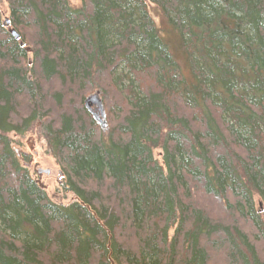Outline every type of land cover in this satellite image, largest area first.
<instances>
[{"label":"trees","instance_id":"obj_1","mask_svg":"<svg viewBox=\"0 0 264 264\" xmlns=\"http://www.w3.org/2000/svg\"><path fill=\"white\" fill-rule=\"evenodd\" d=\"M0 2V264H264V0Z\"/></svg>","mask_w":264,"mask_h":264},{"label":"rangeland","instance_id":"obj_2","mask_svg":"<svg viewBox=\"0 0 264 264\" xmlns=\"http://www.w3.org/2000/svg\"><path fill=\"white\" fill-rule=\"evenodd\" d=\"M68 3L71 8H76L78 7L80 0H68ZM0 12H1L0 13L1 16H3L1 17L2 20H5L8 17V14H7V7L3 2H0ZM26 52H29V49ZM92 108H95V106H91V109ZM96 111H95L96 113H99L98 109H96ZM96 113H93V114H96ZM93 114H90L91 117ZM37 126H39V124ZM29 139H33V142L30 143ZM16 141L19 142V145L18 146L16 145L14 147L16 149L21 150L24 153L29 154L32 158V165H34L36 169H41L43 171H46V170L49 171V175H41L40 177H37L34 173L35 171L34 167L32 168V170H29L30 175L36 181H38V183L42 186L43 190L45 191L46 195L57 194L58 195L57 200L56 201L54 200L55 204L69 205L70 204L69 201L72 200L71 198L73 195L68 193V195L64 196L56 191L57 190L56 187L58 185L57 182L61 179L59 176V173L61 172L58 166L55 164V161L44 152L45 147L43 146V144L40 143L39 141H37L36 143L35 137L33 136H25L23 139H16ZM30 147H31V151H29Z\"/></svg>","mask_w":264,"mask_h":264},{"label":"water","instance_id":"obj_3","mask_svg":"<svg viewBox=\"0 0 264 264\" xmlns=\"http://www.w3.org/2000/svg\"><path fill=\"white\" fill-rule=\"evenodd\" d=\"M6 25H8V22L6 23ZM26 51H28V49H26ZM91 106H96V107H97V109H98V111H99V114H100L102 120H97V115H96V114H93V119H96V121L98 122L100 128L103 129V128L105 127V122H104V114H103V110H102V105H101V102H100V99H99V93H97V94H95V95H93V96H90L89 98H87V99L84 101V107H85V109H86L87 111H91V110H90V109H91ZM29 142L32 143V142H33V139H29ZM12 150H13V152H14L17 156L19 155V150L15 149V148H12ZM29 150L31 151V147L29 148ZM28 167H29V166H28ZM35 172H36V174H37L39 177H40L42 174H45V175L49 174V171H48V170H46V171H43V170H36ZM40 188L43 189L41 186H40ZM47 197H48V199H49V201H50L51 203L53 202V204H55V203H54V200H55V201L57 200L58 195H57V194H50V195H47ZM71 199H72V200L69 201L70 204H72V203H74V202L80 204L82 207H84V208H85V209H86V210H87V211L93 216V218L95 219V221L97 222V224H98L102 229H104V231L106 232V235H107V241H108V243H107V245H106V250L108 251L107 262H108V264H115V263L113 262V260L111 259V251H110V240H111V236H110L109 232L104 228V226L102 225V223L97 219L96 214H95L94 212H92L88 206H85L84 204L80 203L79 200H78L76 197H74V196H72ZM70 204H69V205H70ZM55 205H57V204H55ZM57 206H64V207H66V206H68V205H67V204H66V205H65V204H58Z\"/></svg>","mask_w":264,"mask_h":264},{"label":"flooded vegetation","instance_id":"obj_4","mask_svg":"<svg viewBox=\"0 0 264 264\" xmlns=\"http://www.w3.org/2000/svg\"><path fill=\"white\" fill-rule=\"evenodd\" d=\"M95 108H97L96 106H95ZM95 108H92L91 110L92 111H88V113L89 114H93V113H95V112H93L94 110H95ZM93 112V113H92ZM96 115H97V120H99L101 117H100V115H99V113H96ZM94 121H96V119H94ZM19 150V149H18ZM16 155V154H15ZM21 155V156H20ZM16 157H17V159L20 161V163L24 166V167H26V169H28V170H32V168L34 167V169L35 170H38V169H36V167L34 166V165H32V158H31V156L29 155V154H27V153H24V152H22L21 150H19V155L17 156L16 155ZM21 157V158H20ZM28 166H29V168H28ZM33 169V170H34ZM42 175H45V174H42ZM49 175V174H48ZM59 176H60V178H62V176H61V173H59ZM60 181V182H59ZM58 182H57V192H59L60 194H62V195H64V196H66V195H68V193L66 192V193H62V190H61V186H62V181H61V179L59 180Z\"/></svg>","mask_w":264,"mask_h":264},{"label":"bare ground","instance_id":"obj_5","mask_svg":"<svg viewBox=\"0 0 264 264\" xmlns=\"http://www.w3.org/2000/svg\"><path fill=\"white\" fill-rule=\"evenodd\" d=\"M9 25H10V24H9ZM15 39H18V37L15 36ZM19 39H20V38H19ZM20 41H21V40H20ZM95 94H97V93H95ZM95 94H93V95H95ZM93 95H90V96H93ZM90 96H88L87 98H89ZM87 98H86V99H87ZM86 99H85V100H86ZM96 109H97V108H96ZM96 109H95V111H96ZM91 111H92V110H91ZM95 111H94V112H95ZM96 112H97V111H96ZM96 112H95V113H96ZM20 156H21V155H20ZM20 158H21V157H20ZM28 168H29V167H28Z\"/></svg>","mask_w":264,"mask_h":264}]
</instances>
